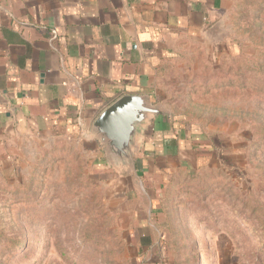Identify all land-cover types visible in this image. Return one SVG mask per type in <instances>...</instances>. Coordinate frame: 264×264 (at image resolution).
I'll return each mask as SVG.
<instances>
[{
  "label": "rangeland",
  "instance_id": "1",
  "mask_svg": "<svg viewBox=\"0 0 264 264\" xmlns=\"http://www.w3.org/2000/svg\"><path fill=\"white\" fill-rule=\"evenodd\" d=\"M223 19L235 47L191 46L156 78L198 153L122 182L94 178L83 140L22 139L0 169V264H264V0Z\"/></svg>",
  "mask_w": 264,
  "mask_h": 264
},
{
  "label": "crops",
  "instance_id": "2",
  "mask_svg": "<svg viewBox=\"0 0 264 264\" xmlns=\"http://www.w3.org/2000/svg\"><path fill=\"white\" fill-rule=\"evenodd\" d=\"M233 3L0 0V169H10L24 138L83 140L94 164L106 165L104 146L90 136L96 116L123 94H147L157 103L159 71L191 46L230 49L223 11ZM190 133L171 112L154 117L137 167L154 156L164 158L154 172H168L166 162L182 164L185 151L199 148ZM118 174L133 181L132 173Z\"/></svg>",
  "mask_w": 264,
  "mask_h": 264
},
{
  "label": "water",
  "instance_id": "3",
  "mask_svg": "<svg viewBox=\"0 0 264 264\" xmlns=\"http://www.w3.org/2000/svg\"><path fill=\"white\" fill-rule=\"evenodd\" d=\"M169 112L147 94H123L106 106L91 125V138L103 146L106 166L116 173L137 175L135 155L143 132L156 116Z\"/></svg>",
  "mask_w": 264,
  "mask_h": 264
},
{
  "label": "trees",
  "instance_id": "4",
  "mask_svg": "<svg viewBox=\"0 0 264 264\" xmlns=\"http://www.w3.org/2000/svg\"><path fill=\"white\" fill-rule=\"evenodd\" d=\"M190 135H192V133H190ZM193 152L197 153V149H195ZM185 153L188 154V151H185ZM177 155H178V157H180L181 153L179 151H177ZM210 157H211V155L209 154L208 158L210 159ZM163 159L164 158H159L158 156L152 157L150 160H148V164H146L145 166H140V165L138 166L139 167V173L138 174H142L143 178L145 179L147 173L153 172V167H157L158 168V167L163 166V165L157 166L159 161H161ZM170 165H179V163L178 162L177 163L174 162L173 164H170V163L166 162L164 164V166H166V167H169ZM144 167H146V168H144ZM102 170H103V172L100 171L102 174L96 173L94 175V178H100V177L101 178H104V177H106V178H114L115 176H117L111 169L107 168L106 165H104V169H102ZM104 172H106L107 174L104 173ZM164 174H166V173H164ZM147 192H148V196L151 199L152 203H154L156 201V199L158 198V196H159L158 190L157 189H149V188H147ZM139 242H140L139 243V247H140V245L142 244V240L139 241Z\"/></svg>",
  "mask_w": 264,
  "mask_h": 264
}]
</instances>
